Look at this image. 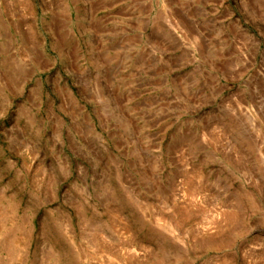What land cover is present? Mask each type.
<instances>
[{"label":"rangeland","instance_id":"374dc122","mask_svg":"<svg viewBox=\"0 0 264 264\" xmlns=\"http://www.w3.org/2000/svg\"><path fill=\"white\" fill-rule=\"evenodd\" d=\"M0 264H264V0H0Z\"/></svg>","mask_w":264,"mask_h":264}]
</instances>
